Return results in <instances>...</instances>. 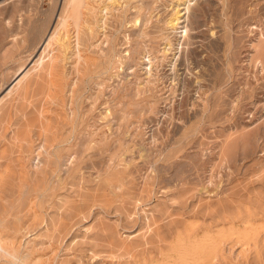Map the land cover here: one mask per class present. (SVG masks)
Wrapping results in <instances>:
<instances>
[{"label": "rangeland", "instance_id": "rangeland-1", "mask_svg": "<svg viewBox=\"0 0 264 264\" xmlns=\"http://www.w3.org/2000/svg\"><path fill=\"white\" fill-rule=\"evenodd\" d=\"M140 1L129 0L108 22L117 51L137 42L145 47L126 65L129 78L116 95L111 90L121 75L87 44L84 53L95 64L76 72L75 56L68 58L53 80H44L46 89L53 81V96L38 89L13 107L14 95L7 99L0 179L13 178L18 189L45 136L48 145H61L60 165L70 167L62 177L47 172L29 182L34 204L13 239L29 241L30 255L26 261L3 256L4 264H133L131 252L142 264H264V0H192L180 24L189 25V37H181L182 27L171 33L165 59L161 51L171 31L165 21L176 0H145L146 33L128 42ZM63 4L0 0V98L39 57ZM102 39L100 33L91 41ZM149 58L157 61L152 82L133 97ZM28 118L35 122L25 133ZM83 133L94 134V146L85 145ZM76 148L82 154L65 162ZM1 180L5 197L11 185ZM249 217L255 231L243 241L235 228ZM215 241L221 253L211 250Z\"/></svg>", "mask_w": 264, "mask_h": 264}, {"label": "bare ground", "instance_id": "bare-ground-1", "mask_svg": "<svg viewBox=\"0 0 264 264\" xmlns=\"http://www.w3.org/2000/svg\"><path fill=\"white\" fill-rule=\"evenodd\" d=\"M128 1L129 0H64L63 8L61 10V14L59 16L58 23H57L56 27L53 29V31H50V33L48 34V36L45 40V43H44V48H43L42 52L40 53L39 57L29 67L28 71H26L25 74L22 77H20V79H18L17 82L8 90V92L6 94H4L3 97L0 98V128H1V126L3 127L4 123L6 122L8 116H9L10 107L11 106L13 107V105L16 106V102L18 103V101L20 99L23 103V99L24 100L28 99L26 97H29L30 93L32 95L33 91L35 92V90L43 89V91H45L44 94H46L47 96H53L54 95L53 81L50 82L51 83V84H49L50 86L46 89L45 88L46 84L44 82H47V81H44V80L47 79V77H49V78L51 77V80H53L54 75L56 73H58V70L60 69L61 66H63L66 63V60L68 58L75 56V61H74L75 64L73 63V66L76 68V70H77L76 72H81L83 66H89L90 64H92V65L95 64V62H96L94 59L95 57L94 58L88 57L84 53V51H85L84 48L87 44H89L88 47L99 52L100 56L105 58L107 63H109L110 65L113 66V71H114V68L116 69V71H117L116 76L121 75L119 77L120 79L118 78L117 84L113 85L114 87L111 90V94L116 95L118 93V91L121 90L122 87H125L124 85H125V82L127 80L128 74H129L127 72L126 65L128 63H132L134 60H136V58H137L136 54L141 55L143 53L142 50L143 49L145 50V47L142 48L140 43H138L136 41L137 44L135 46H132V44H131L130 46H132V48H128V49L126 48V53H124L123 51H117V49H118L117 43H115L111 34L108 33V22H109L110 17H112L115 13H124V11L127 10ZM146 2H148V1H145V0L143 2L140 1V3H138L137 5L134 6V9L132 12H134L133 19L135 21V24H134L135 26L132 29V33H128V35L125 36L126 37L125 39H127L128 42H131L132 34L135 36L136 35L137 36H143L146 33L145 26L150 21V17H148V15H146V14L144 16H141V15H143V10L145 8H150L149 7L150 3L147 6ZM193 4H194V2L192 0H176V3L172 8L173 11H172L170 17L165 21V26L167 28H170L171 31L167 34V36H166L167 43L163 47V50L161 51L162 52L161 54L164 57L163 59L168 57L169 51L173 45V39H172L171 33H173V36H174L178 32V29L180 27H182L184 29L180 30V32H182L181 37H185V39H186V37H189L188 36V34L190 33L189 32L190 31L189 25L188 24L180 25V24L183 22L184 23L187 22V18L189 16L188 17H185V16L190 15L191 7ZM71 26H73V28H74L75 34L73 36L70 34V27ZM22 28H24V27H22ZM100 33H103V39L100 42L98 41V43H96L97 40L91 41L95 37L96 34H100ZM168 45H169V47H168ZM262 49H264V48H262ZM174 56L176 57V53ZM156 58H157V61H159L158 56H156ZM140 60H141V57H140ZM157 61L154 60L153 58H149L147 63L150 65L146 67V71H145L146 76H145V78H143V81L141 80V81L137 82V85H136V87H137L136 91L137 92H134L135 94H133L131 92L132 90L130 91L131 94L133 95V97H134V95L136 96V95H140L142 93H145L147 87L150 86V84L152 82L153 67L157 63ZM140 62H142V61H138L137 65L138 64L142 65V63H140ZM174 65H176V62L174 63ZM32 72L34 73L33 76L31 75ZM29 75L32 76V78H30L29 81H26V79L28 80L27 77H30ZM78 77H79V75H78ZM112 78H114V77H112ZM77 82H78V80L75 83L77 84ZM143 82H145L146 84H144ZM130 86H131V83H130ZM152 90H154V89H152ZM72 91H75V88H73ZM122 92H123V90H122ZM12 95H14V99L12 100L11 106H9L7 104V102H10V101H7V99ZM56 95H58V94H56ZM72 97L74 98V94H72ZM8 100H10V99H8ZM137 109H138V107H137ZM143 110H142V112H143ZM111 114H112V111L108 109V110H106L105 115H104L107 117L106 123H108V124L112 121V120H110ZM25 115H26V113H25ZM73 115H75L74 112H73ZM106 117H104V118H106ZM34 122L32 121V119H29V118H28V120L26 119L25 127L23 128L25 133H28L30 130L33 129L32 125L34 124ZM110 124L108 126H110ZM111 128H112V126H111ZM110 131H112V130H110ZM46 132H47V130H46ZM84 134L85 133H83V136H84L83 141H84L86 146H88V145L91 146L94 143H96V137L94 136V134L90 135L89 137L85 136ZM43 135H42V137H43ZM46 137L47 136H45V141L43 139L42 143L39 144V146L37 147V150H38L37 155L34 156L33 160H35L36 158H38V160L36 162H33V160H32L33 169L28 170L26 172L24 171L25 174L20 176L19 183H17L18 189L13 188L14 182L11 181V179H13V178H9L7 180L4 179L6 181V184L11 185V187H10L11 192H9V190H8L9 193H7V195H5V197L0 196V264H4L3 262H1V258L3 256L4 257L5 256L11 257V259H14L16 261H24L26 258H29L30 250H31L30 246L28 245L29 241H27L25 243V245L24 244L17 245L14 242L15 241L14 239L17 235L16 236L14 235L16 233L13 234V232H14L13 229L15 230V228H16V231H18V229L20 230V228H22V225H21V227L17 228L18 224L23 223L22 222V218H23L22 214H24L25 212H28V210L30 209L32 204H34V203H32L33 200H30L28 198L29 182L31 180L38 181L41 177H45L47 172H52V173L57 172L59 174V176L62 177V175H61L62 171L66 172V170H68L70 167L67 165L68 168L64 169L62 167L63 164L60 165V161L63 157L61 154V149H60L61 145H54L55 142L53 143L52 146L48 145V142H47L48 140ZM86 137H88V138H86ZM79 139H80V137H78V140ZM64 140H66V139H64ZM80 142H82V141H80ZM95 146H97V145H95ZM79 147H80V145L78 144V148ZM82 148H83V146L81 147V149ZM89 148H91V147H89ZM145 153H144V155H145ZM81 154H82V150L79 151V149L77 150V148H76V150L70 151L69 154L67 155V157L65 155V157H66L65 162H70V164H72L73 161L75 159H78L77 157H79ZM88 155H89V153H88ZM4 170H6V169H4ZM68 171H67V173H68ZM65 172H63V173H65ZM1 181H2V184H5V183H3L5 181H3V180H1ZM23 186H25V189L22 188ZM25 215H27V214H25ZM240 218H241V216H240ZM253 220L254 219L252 217L251 218L250 217L244 218L242 221L243 226H240L239 228H235L236 232L238 231L237 232L238 236H239L238 238L245 241L246 237L252 236L251 235L252 233L249 231H251V230L255 231V228L252 229V226L255 225V224L252 225ZM210 233H211V231L207 229L205 231V238L208 237L209 240H211V237L209 236ZM12 241H13V243H12ZM211 245H212V246H210L211 250L214 249L216 254H218V252H220V253L222 252L223 248L220 245V243L215 241V243H213ZM21 247H24V248L29 247V249L27 250V253H22ZM140 254H142V253H140ZM128 255L130 257V262H132L133 264H142V263H140L141 261L138 258V256H141V255L135 254L134 252H131ZM128 255H126V256H128ZM195 256L196 255H194V257ZM36 259L37 258L35 257V260ZM38 259L40 260L41 258H38ZM36 261H38V260H36ZM197 262H198V260H197ZM146 263H147V261H146ZM128 264H129V262H128ZM200 264H210V263H208V261L203 260V262H201Z\"/></svg>", "mask_w": 264, "mask_h": 264}]
</instances>
